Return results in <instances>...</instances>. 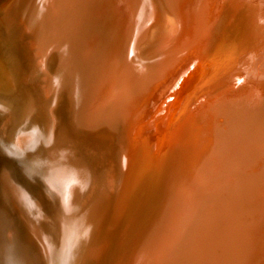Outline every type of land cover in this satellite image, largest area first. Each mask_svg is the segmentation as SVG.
Returning <instances> with one entry per match:
<instances>
[{
    "label": "bare ground",
    "instance_id": "obj_1",
    "mask_svg": "<svg viewBox=\"0 0 264 264\" xmlns=\"http://www.w3.org/2000/svg\"><path fill=\"white\" fill-rule=\"evenodd\" d=\"M17 16L32 35L26 51L42 72L47 144L82 145L84 167L102 161L105 173L97 170L91 193L76 206L75 193L87 187L82 164L57 173L53 167L50 177L35 160L22 161V168L3 161L0 264H38L31 254L36 235L44 238L40 249L49 264H119L116 252L125 235L108 229L110 213L117 210L128 224L135 197L148 183L154 185L149 213L134 232L124 264L129 259L132 264H231L228 250L215 256L214 246L224 247L230 234L229 211L237 217L247 209L249 220L235 230L240 242L234 245L237 253L252 245V257L264 235V87L254 84L264 75V0H28ZM225 27L228 40L206 69L207 51L198 52L203 39ZM127 69L137 72L131 76ZM23 74L0 35V103L12 119L32 107ZM212 74L215 79H208ZM187 99L188 108L173 119ZM116 133L129 148L121 160ZM254 210L259 214L251 219ZM200 219L205 233L197 237ZM45 230L56 233L53 261ZM248 258L237 257L235 264H248Z\"/></svg>",
    "mask_w": 264,
    "mask_h": 264
},
{
    "label": "rangeland",
    "instance_id": "obj_2",
    "mask_svg": "<svg viewBox=\"0 0 264 264\" xmlns=\"http://www.w3.org/2000/svg\"><path fill=\"white\" fill-rule=\"evenodd\" d=\"M43 1H44V4H46L47 2L51 3L52 1L55 3V0H43ZM131 1L134 3L137 2V0H131ZM27 2H28V0H0V20L2 21L1 26H0V35L5 38L6 47H8L9 50L13 51L15 56L19 59V62L23 68V73H24L23 75L25 78V80L23 81L22 84L24 86L26 85V87L29 89L31 95L33 96V100L31 101L32 102L31 110L18 119H12L13 115H11L12 113L10 112V110L6 109L4 107L5 105L3 103H0V154H1L0 155L1 156L0 157V159H1L0 164L3 161H7V162L11 163L13 166L15 165V167L22 168V165L24 164V162H22V161H26V160L27 161H29V160L34 161L35 160L37 162L38 166H40V167L43 166V168L47 171L48 176L53 175L52 177H54L55 172L57 173V170L60 171L61 168L64 170L65 169L68 170L69 166H70L69 164H72L73 167H77V166H79L78 164H80V165L82 164L84 167L85 163L83 161V156H85V152L83 151L82 145H78L75 143L71 144L67 141L66 142L61 141L59 144L50 146L49 144H47L48 142H46V141H48L47 137H48L49 128H48V124H47V119H48L47 115L48 114H47V109L45 106L47 100H46V96L43 95V88H42V79H43L42 72H41L39 66L36 65L37 62L33 63V61L31 60V55H29V52L26 51V50L31 49L30 39H31L32 35L30 34V31L27 32L28 31L27 29H26V31L24 30L25 28H23V27H25V26H23L24 25L23 20H22V18H19L17 16V14H20V11H23L24 7L26 8ZM1 5H2V7H1ZM16 8L19 9L18 13L16 12ZM6 9L8 11V16L15 18L18 23H16V21L13 22V21H10L8 19V16L5 14ZM4 14L6 15L7 18L5 17ZM4 17L6 20L8 19L9 25H7L8 22L4 20ZM5 26L7 28H5ZM219 34H221L223 37L226 38L224 40V42H222V40H220V38L217 37V36H220ZM229 35H230L229 30L226 27L222 30H217V28H215V30H211L210 32H208V34H207L208 37L206 36L205 39H203L204 40L203 45L201 46V48L198 52L201 51L202 55H203L205 53V50L207 51L208 55L204 59V60L207 59L206 66H205L206 69L211 68L212 65L214 64V62L218 61L217 57H218L219 53L221 51H223V49L221 50V48H220L221 47L220 44L221 43H222V45L225 44L226 40H228L227 37ZM18 36H20V37H18ZM28 38H30V39H28ZM83 39H85V42H83V43H86L87 41L90 42L89 38H83ZM27 40H28V42H27ZM78 41H79V39H78ZM214 43H217V45L215 46V48H212V45ZM228 43H229V41H228ZM31 44H32V42H31ZM32 46L35 47V45H33V44H32ZM251 46H252V44L249 43L248 47H251ZM82 51L86 52V50H82ZM229 52L230 51H228V49H227L225 51V54L229 53ZM239 61H238V63H239ZM27 63H30V64H27ZM235 66L238 67L237 65H235ZM227 68L228 67H226L225 69H227ZM225 69H222V71L220 72L219 75H221V73ZM31 70H32V72H31ZM127 71H129L130 73H133V72L136 73L137 72L136 70H131V69H127ZM257 71L260 72L259 70H253V73H257ZM262 71L264 72V70H262ZM234 72L235 71L233 69L230 70V73L233 74ZM135 73L131 74V76L135 75ZM29 74H30V77H29ZM255 78L259 79L260 83H262V84L254 83V84H257L255 86H260V87L263 86L264 87V85H263L264 84V75L258 74V76ZM208 79L214 80L215 75L214 74L209 75ZM136 97H138V95L133 96V100H137ZM39 98L40 99L42 98L41 101ZM141 102L142 101H140L138 103V101H136L135 103L137 105H139ZM188 102H189V100L187 99L183 104H181L182 102L180 104H178L177 109H176V114L173 117V119H175V118L179 119L180 118V116L184 113L185 109L188 108V105L190 103L185 107V105ZM40 106H42V107H40ZM39 114H40V116L38 118ZM147 115H148V106L143 108V111L140 113V117L138 120H140L142 122L144 119H146ZM34 119H37V120L34 121ZM18 120H19V122H18ZM37 121L40 124L37 123ZM162 121H163L162 123L165 122L164 119ZM33 123H35L34 125H36V126H34ZM22 125L23 126L25 125V126L23 127ZM38 127L42 130L41 132H40V129H37ZM119 127L120 128L118 130V133L122 132V128H124V126H123V124H120ZM169 130H170V128H169ZM13 131H15V132H13ZM25 132H27V133H25ZM41 133L43 134L44 137L42 136ZM37 134L38 135L40 134V135L36 136ZM10 135H12V136H10ZM18 135L21 137L23 136V138H21V140H20V137ZM29 137H30V139H29ZM42 137H43V139H41ZM232 138H234V135L233 134L231 135V133H230L228 136L229 142H227V146L229 147V149L231 151H232V149H234L233 146L231 145V143L233 141ZM44 139H45V141H44ZM41 141H43V142H41ZM115 142L118 145L117 148L119 150V160H121L122 158H124L125 156L128 155L129 148L127 147V145H125V142H123V137L121 135L118 136L117 133H116ZM43 143H44V145H43ZM36 144H38V145H36ZM39 144H40V146H39ZM46 144H47V146H46ZM20 147L22 148V150ZM44 147H46V148H44ZM14 154L16 156H14ZM97 162L94 161L91 164V167H89V170L91 171L92 175H90V171L88 169H86L87 166L84 167L85 168L84 171L86 172V174H87L86 176L88 177L87 184H86L87 187L85 189L84 188L80 189L77 193H75V196L73 197V201H74L76 206L78 204V201H83V199H85V197L91 193V191L93 189V185L95 184V179L97 177V176H95L97 170H100V172L98 173L99 175H101V174L104 175V173H105V169L103 167L102 161L101 162L97 161ZM104 163H107V162H104ZM52 168L55 169V172H54V170H52ZM234 169L236 170V166ZM122 170L123 169H121L120 171H122ZM235 170H234V172H235ZM239 170L240 169H238V171ZM238 171H236L234 179H233V181H234L233 187L234 188L237 186V182H238V180L236 178L238 175ZM121 174H122L121 177L123 178L124 172L122 171ZM89 175H90V177H89ZM198 181L199 180H197V182ZM204 181L208 182L209 178L205 177ZM154 184H156V183H154ZM152 185H153L152 183H148L147 187L144 190L138 191V193L135 197L136 200H135L134 208L131 211V213H129L130 219H129L128 224L125 223V219H124L123 215L118 214L117 210L112 209V211L110 213V222L108 224V229H111L114 235L118 234V232H120V235H125L123 242H122L123 248L120 251L116 252V259H119L118 260L119 264L122 260H123V264H124L125 261H124L123 257H125L128 250H130V246L133 243L132 241H134L133 240L134 232H137V230L141 226L142 221L145 218L144 214L149 213V209H150V205H151V199L153 196L152 191L154 190V189H152ZM104 186H105L104 189L109 190L105 184H104ZM153 188H154V185H153ZM37 198H38V202H40V206L45 203V202L41 201L38 196H37ZM259 198H260V196L257 199H259ZM257 207H258V200H257ZM41 209H43L42 212L48 213L49 206L47 204L46 205L44 204V206H42ZM247 211H248V209H247ZM247 211H245V210L240 211L242 216L239 215L237 217H234L235 215H232L231 212L229 211L230 216H229L228 225H229V233L230 234L226 239L224 247L221 248L217 245V243L215 244V246H214V248L216 249L215 256H219L218 255L219 252H222V251L226 252L225 249H227L228 250V253H227L228 256L227 257L230 258L231 264H232V262H233V264L236 263L237 257H244L245 258L246 255L249 257L248 258V260H249L248 264H254L258 260H259L258 264H264V235H262L261 242L257 246V248L254 250L255 253L252 257H250V253H252V245H251V248H248V247H247L248 249L244 248L239 253H237V251L235 249L234 241L240 242V240L237 238V234L235 233V230L239 229L238 227L242 226V225H243V227H245L246 222L249 220V216L246 213ZM237 212H238V214L240 213L239 211H237ZM250 212H254L253 215L250 217L251 219L253 217H257L259 214L257 210L250 211ZM233 213H234V211H233ZM218 221H219V216H217L214 224H216ZM202 223H203V221L200 219L198 221L199 226H198V231L196 233L197 237L199 235H202L205 233V229H204L205 224H202ZM262 226H263V230H264V224ZM47 230H45V232L50 237V241L52 243L50 250H51V256H52L51 259L53 261L54 256H55L54 259H56V255H54V254H56V250L58 248V242H56L57 241L56 233L52 234V232H47ZM53 237H54L55 241L53 240ZM43 239H44L43 237H38L37 235L34 236V238L32 240L33 247L31 250L32 251L31 254H32V257L34 256L33 261L36 262V260H37L36 263L39 264V263L45 261V264H49V261L46 258V250L40 249V248H45V243H44L45 241H43ZM47 239H49V238L47 237ZM197 240L200 241L199 239H197ZM41 241H43V242H41ZM37 245L39 246V248L37 247ZM34 249H36L35 250L36 252L33 251ZM42 254H44V255H42ZM39 255H40V257H39ZM43 257H44V260L40 259ZM113 259H114V257H113ZM136 259H137V254L135 255V260ZM71 264H73V263L71 262ZM99 264H101V263H99ZM103 264H107L106 260L103 262ZM127 264H132V259H129ZM141 264H144V261Z\"/></svg>",
    "mask_w": 264,
    "mask_h": 264
}]
</instances>
